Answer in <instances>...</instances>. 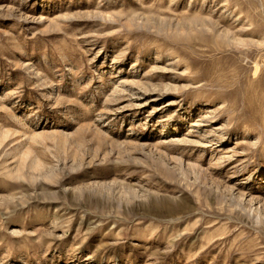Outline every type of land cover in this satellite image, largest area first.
Wrapping results in <instances>:
<instances>
[{
  "label": "rangeland",
  "instance_id": "obj_1",
  "mask_svg": "<svg viewBox=\"0 0 264 264\" xmlns=\"http://www.w3.org/2000/svg\"><path fill=\"white\" fill-rule=\"evenodd\" d=\"M0 264H264V0H0Z\"/></svg>",
  "mask_w": 264,
  "mask_h": 264
}]
</instances>
